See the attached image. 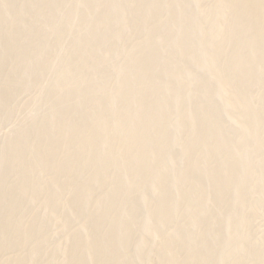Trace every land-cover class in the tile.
<instances>
[{"label":"rangeland","instance_id":"obj_1","mask_svg":"<svg viewBox=\"0 0 264 264\" xmlns=\"http://www.w3.org/2000/svg\"><path fill=\"white\" fill-rule=\"evenodd\" d=\"M240 1L0 0V264H264Z\"/></svg>","mask_w":264,"mask_h":264},{"label":"bare ground","instance_id":"obj_2","mask_svg":"<svg viewBox=\"0 0 264 264\" xmlns=\"http://www.w3.org/2000/svg\"><path fill=\"white\" fill-rule=\"evenodd\" d=\"M247 1H248V0H247ZM260 1H261V0H259V2H258V6H259ZM242 2H243V1H242ZM242 2L240 1V3H242ZM244 2H245V0H244ZM244 2H243L242 4H245V6H246L248 2H247V3H244ZM252 2H253V1H252ZM252 2H251V3H252ZM255 2L257 3L256 0H254V3H255ZM262 2H263V1H261V4L264 3V2H263V3H262ZM242 4H240V6H241ZM249 5H250V3H248V6H249ZM263 5H264V4H263ZM245 6H243V8H249L248 6H247V7H245ZM252 6L255 7L256 4H252ZM252 6H251V7H252ZM237 7H238V6H237ZM251 7H250V8H251ZM261 7H262V6H261ZM261 7H260V9H259V7H256V8L259 9V11L257 10V11H258V14H257V15H259V12H260V11H261V12L263 11L262 9H264V8H263V7L261 8ZM238 8H240V7H238ZM238 8H237V11L242 12V10H243V9H242V6H241V8H240V9H242V10H239ZM256 8H251L252 10L250 9L248 12H250V11L253 12V9H256ZM247 10H248V9H247ZM245 11H246V10H245ZM257 11H256V13H257ZM243 12H244V10H243ZM243 12H242V13H239V14L241 15V14H243ZM248 12H245V13L247 14ZM254 12H255V11H254ZM254 12H253V13H254ZM245 13H244V16L246 15ZM253 13H252V14H253ZM256 13H254V14L256 15ZM263 13H264V12H263ZM263 13H261V14L263 15ZM254 14H253V15H254ZM261 14H260V15H261ZM248 15L251 16V13H249ZM257 15H256V16H257ZM262 15H261V16H262ZM241 16H243V15H241ZM256 16H255V17H256ZM257 17H259V16H257ZM256 32H257L256 27H253V28H252V27H249V29L245 32V34L249 37V40H250L249 44H256L255 42L258 41V40H260V41H258V43H259V42H261V44L263 43L261 40H262L264 37H262V39H259V38L257 39V38H256V41H254L253 37H255ZM246 35H245V37L247 38ZM251 41H254V42H251ZM259 44H260V43H259ZM80 128H82V127H80ZM80 128H79V129H80ZM79 129L76 128L77 131L75 130L74 132L79 133L80 131L83 130V129H80V131H79ZM73 130H74V129H73ZM73 130H72V133H73ZM78 131H79V132H78ZM77 133H75V135H74V134H73V135L76 137V135L78 136V135L81 134L82 132L79 133V134H77ZM58 166H60V165H58ZM60 167H61V166H60ZM60 167H58V168L60 169ZM55 168L57 169V166H55ZM74 245H76V243H75ZM76 246H78V245H76ZM76 246H73V247H76ZM73 249H74V248H73ZM98 252H99L98 250H95V253H98ZM195 255L197 256V253H195ZM200 255H201V254H200ZM191 256H192V255H191ZM191 256H189V260H191V259L193 258L194 261H195L194 256L190 259ZM196 256H195V257H196ZM201 256H202V255H201ZM201 256H200V259H199V256L196 257V259H197V262L195 261L196 264H199L200 262H202V261L204 260V258L201 260ZM199 260H200V261H199ZM205 260H206V257H205ZM205 260H204V261H205ZM191 262H193V260H192ZM205 262H206V261H205ZM205 262H204V264H206ZM79 263H81V262L79 261ZM82 264H83V263H82ZM201 264H203V262H202Z\"/></svg>","mask_w":264,"mask_h":264}]
</instances>
